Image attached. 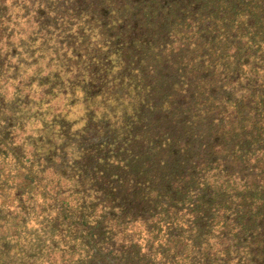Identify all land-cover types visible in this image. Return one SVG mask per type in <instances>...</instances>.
<instances>
[{
    "label": "trees",
    "instance_id": "16d2710c",
    "mask_svg": "<svg viewBox=\"0 0 264 264\" xmlns=\"http://www.w3.org/2000/svg\"><path fill=\"white\" fill-rule=\"evenodd\" d=\"M0 264H264V0H0Z\"/></svg>",
    "mask_w": 264,
    "mask_h": 264
},
{
    "label": "rangeland",
    "instance_id": "374dc122",
    "mask_svg": "<svg viewBox=\"0 0 264 264\" xmlns=\"http://www.w3.org/2000/svg\"><path fill=\"white\" fill-rule=\"evenodd\" d=\"M10 91V89H8ZM66 92V90H65ZM66 98V99H65ZM62 97L59 98V100L57 101H53L51 103H48L44 106H42L40 108V113L39 116L40 118H42L43 120H48L51 118V116L55 113L60 111L61 114L67 118L68 120L72 121V122H76L73 125V130L78 131L83 124V119L85 118V112H86V107L87 104H85L82 100H75V102L73 104L69 103L71 102L70 99H68L67 97ZM68 104V105H67ZM22 110L27 111L30 116H31V123L26 125V129L28 130V134H30V132H35L33 130V128H38L40 125H38L37 123H34L32 121V119H34V115H32L33 113V108L29 109L27 106H22L21 107ZM30 110V111H29ZM29 117V116H27ZM46 133V132H45Z\"/></svg>",
    "mask_w": 264,
    "mask_h": 264
}]
</instances>
